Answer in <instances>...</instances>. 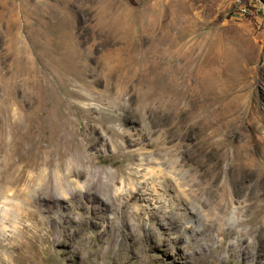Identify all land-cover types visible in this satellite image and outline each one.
Returning <instances> with one entry per match:
<instances>
[{"label":"rangeland","instance_id":"obj_1","mask_svg":"<svg viewBox=\"0 0 264 264\" xmlns=\"http://www.w3.org/2000/svg\"><path fill=\"white\" fill-rule=\"evenodd\" d=\"M237 9L0 0V264H242L203 250L206 188L264 176V14ZM243 188L226 229L264 206Z\"/></svg>","mask_w":264,"mask_h":264},{"label":"bare ground","instance_id":"obj_2","mask_svg":"<svg viewBox=\"0 0 264 264\" xmlns=\"http://www.w3.org/2000/svg\"><path fill=\"white\" fill-rule=\"evenodd\" d=\"M248 1L249 3H247V0H236L239 9L237 10L241 14L250 16L253 14V11L262 12L264 14V0ZM225 185L229 186V192L232 197H240L244 192L243 187L245 185H249L253 192L256 191L260 193L264 189V176L257 175L253 169L243 170L241 174L228 177L223 186L217 185V181L215 180L206 188L207 193L205 194L211 198L219 194L218 197L221 196V199L215 201L210 200V202L206 204V208L210 211L206 215L208 222L206 227L208 230L215 228L216 231L215 233L213 232L207 235L203 250L206 252L205 254L214 257L213 253L223 249L226 243L231 240L232 243L230 247L232 248V256L240 254L242 264H264V206L258 211H255L256 208L253 210V214H259L257 221H253L252 224H249L250 219L248 221L242 220L241 215L237 213L233 222H228V228L226 229L225 223L227 215L225 212L229 211L230 201L228 200L229 195L228 190L225 189ZM136 188H138L137 185ZM105 189H107V187H105ZM199 191L200 193L203 192L200 188ZM139 192V189H137V193L133 194L134 197L140 198ZM214 209H218L219 211L213 214ZM245 209L246 211L242 209L241 212L245 215H250L252 208L247 206ZM119 216L123 218L122 223L127 225L124 209H121V214ZM138 220L139 217L137 216L136 222ZM243 225L246 226L245 229H241ZM112 226H114V224H112ZM220 237H222V239H220ZM215 241L219 242L217 246H214ZM152 248H154V246H152Z\"/></svg>","mask_w":264,"mask_h":264}]
</instances>
